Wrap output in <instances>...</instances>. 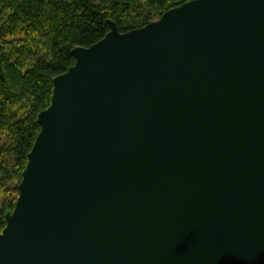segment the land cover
I'll return each instance as SVG.
<instances>
[{
	"label": "water",
	"instance_id": "1",
	"mask_svg": "<svg viewBox=\"0 0 264 264\" xmlns=\"http://www.w3.org/2000/svg\"><path fill=\"white\" fill-rule=\"evenodd\" d=\"M72 49L0 264H264V0H189Z\"/></svg>",
	"mask_w": 264,
	"mask_h": 264
},
{
	"label": "trees",
	"instance_id": "2",
	"mask_svg": "<svg viewBox=\"0 0 264 264\" xmlns=\"http://www.w3.org/2000/svg\"><path fill=\"white\" fill-rule=\"evenodd\" d=\"M189 0H0V230L51 103L53 79L74 63L72 49L109 31L145 26Z\"/></svg>",
	"mask_w": 264,
	"mask_h": 264
}]
</instances>
